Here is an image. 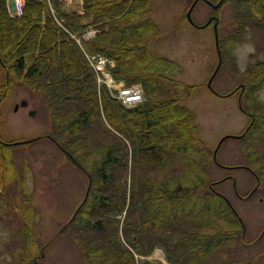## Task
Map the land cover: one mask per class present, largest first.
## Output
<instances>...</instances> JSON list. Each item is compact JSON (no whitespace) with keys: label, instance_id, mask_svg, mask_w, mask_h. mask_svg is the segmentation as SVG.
<instances>
[{"label":"trees","instance_id":"16d2710c","mask_svg":"<svg viewBox=\"0 0 264 264\" xmlns=\"http://www.w3.org/2000/svg\"><path fill=\"white\" fill-rule=\"evenodd\" d=\"M244 1H238L237 6ZM45 5L44 0H27L24 14L13 17L8 11V0H0V68L9 75V87L12 82H21L43 95L52 121L57 123L55 132L62 133L65 139L59 140L55 134L51 140L61 149L67 148L62 150L67 151L65 154L74 164L84 165L86 171L91 169L87 197L67 225L85 246L88 261L139 264L142 256L150 255L156 245H161L166 247L172 264H197L210 250L242 234L243 220L221 193L199 196L196 189L200 183L195 181L197 187H194L182 179L175 185L168 178L150 184L135 181L141 164L162 163L171 151L199 141L191 122L193 113L182 103L186 88L170 71L177 64L150 48L157 32L152 17L153 2L85 0L83 13H78L66 11L61 0H54L55 15L47 13ZM245 5L246 12H240L242 20L249 18L258 23L259 18L264 19V0ZM56 17L64 27L58 25ZM84 19L88 22L83 23ZM88 25L98 33L86 43V49L114 60L111 72L116 79L142 83L145 89L142 103L123 107L107 87H98L94 71L67 31L81 32ZM245 76L242 96L248 95L260 113L250 115L253 122L244 137L257 125L264 128V106L251 99L252 94L264 87V59L249 66ZM102 114L106 122L99 127ZM94 128L101 133L96 142L103 152L90 167L87 147L96 139ZM4 144L0 135V186L5 189L9 179L8 166L2 158ZM82 147H86L83 153L87 164L78 154ZM128 169L133 172L132 186ZM1 192L4 197V190ZM198 218L203 219L201 225L197 224ZM219 220L233 225L230 229L235 231H225L229 229L221 228ZM203 226L217 230L202 233ZM28 228L25 223L20 231L25 237L18 252L20 256L6 263L0 251V264H40L41 255L32 252L26 241L33 233ZM79 229L90 232L79 234ZM99 231L102 236L98 235ZM254 263L255 259L225 264Z\"/></svg>","mask_w":264,"mask_h":264},{"label":"rangeland","instance_id":"374dc122","mask_svg":"<svg viewBox=\"0 0 264 264\" xmlns=\"http://www.w3.org/2000/svg\"><path fill=\"white\" fill-rule=\"evenodd\" d=\"M44 1L48 9L45 11L51 12L54 0ZM61 1L66 11L83 13L85 0ZM151 1L157 32L150 48L177 64L170 71L186 88L182 103L193 113L194 121L191 122L198 132L200 142H193L189 147L183 146L179 151H171L162 163L141 164L135 174V181L138 183L142 180L150 184L168 178L170 182L173 181V185L179 179L186 182V185H193L196 181L200 183L196 189L197 195L206 196L214 192L226 196L244 222L242 234L238 233L229 243L210 250L197 264H225L227 261L252 259H255L254 264H264V128L257 125L244 138L235 137L251 122L249 115L259 114L260 109L252 105L248 95H240L241 89L231 94L240 84L246 83V69L264 59L263 16V20L259 18L258 23L249 18L242 20L240 12H246L245 3L250 5L256 0H245L240 7L237 2L243 0ZM194 1L189 19L188 11ZM51 13L55 15V11ZM211 14L215 16L219 44L215 41V26L214 29L213 25L198 27ZM57 22L62 24L60 19ZM87 22L83 20V23ZM88 26L83 31L91 35L96 28ZM81 32H74V36ZM95 54H99L105 64L109 62L106 55ZM107 64L108 70H111L115 61L111 60ZM106 69L105 72L110 74ZM214 74L211 84L213 89H210L208 82ZM112 76L109 75V78L119 86H139L145 94L142 83L130 84L113 79ZM8 77L0 68V96L9 84ZM8 89L7 98L0 107V132L5 141L2 158L4 165L8 166L9 179L5 189L0 186L1 257L8 263L20 256L18 254L25 238L20 231L26 223L29 233L30 229L33 232L26 241L32 252L41 255L40 264H91L85 256L82 241L75 237V231L67 225L83 203L92 182L88 175L91 171L89 166H92L91 163L99 154L102 156L103 149L96 142L101 133L94 128L96 139L87 147V166L90 170L86 171L84 165L78 166L68 159L65 155L67 151H63L67 148L62 150L50 140L56 134L57 123L51 120L43 95L21 82H12ZM257 92L252 94L251 99L264 106V87ZM111 93L126 108L134 107L145 99L129 105L118 98V90ZM23 100L28 101L27 106L20 105ZM17 104L19 109L16 111ZM32 110L34 115L31 114ZM105 122V115L102 114L99 127ZM47 133L49 137H45ZM61 134L57 133L55 137L65 140ZM40 135L43 136L37 140L36 137ZM226 136L229 137L215 152ZM82 149L78 154L87 164L83 153L86 147ZM128 150L131 153L130 144ZM243 166L257 171L259 178ZM129 168H132L131 163ZM132 178L133 172L128 169L130 186ZM194 187L197 185L194 184ZM1 190H4V197ZM232 219L236 227H239L237 219L233 216ZM202 223L203 219L198 218L197 224ZM219 223L221 228L229 229L225 231H235L230 229L234 228L233 225L225 220H219ZM201 230L202 233H214L217 229L203 226ZM87 232L90 230H77L79 234ZM101 234L99 231L98 235ZM154 249L150 255L142 256L139 264H172L167 258L165 246L156 245Z\"/></svg>","mask_w":264,"mask_h":264},{"label":"built area","instance_id":"2783aa9c","mask_svg":"<svg viewBox=\"0 0 264 264\" xmlns=\"http://www.w3.org/2000/svg\"><path fill=\"white\" fill-rule=\"evenodd\" d=\"M25 3L26 0H14L15 11L13 12V14L21 15L24 11ZM94 32H91L92 33L91 35L86 34L85 32L81 37H75V36L73 37H75L78 42H81L82 38L88 40L94 37L95 35ZM86 56L90 65L97 73L99 83H106L110 88H113L114 86V88L118 90V98L122 99L127 104L129 103V105L142 100L143 89L141 87L133 86V87H125L122 89L123 86L122 85L119 86L118 84H116L115 81L109 78L110 74L105 72L107 63L105 64V60L101 58V56L92 55V54H86ZM104 64L105 67L103 66Z\"/></svg>","mask_w":264,"mask_h":264},{"label":"flooded vegetation","instance_id":"af4514ba","mask_svg":"<svg viewBox=\"0 0 264 264\" xmlns=\"http://www.w3.org/2000/svg\"><path fill=\"white\" fill-rule=\"evenodd\" d=\"M215 16L213 15V14H211L209 17H208V19H207V21L206 22H209V26L210 25H213V29H214V26H215V23H216V21H215ZM216 28V27H215ZM214 30H216L217 31V28L216 29H214ZM230 37V36H229ZM230 38H233V37H230ZM219 39H218V41L216 40V43L217 44H219ZM221 44V43H220ZM246 84V83H245ZM245 84H240V86H239V88L238 89H241L240 90V93L242 94L243 93V91L245 90ZM8 88H5V90L3 91V93L1 94V96H0V107H1V104H2V102L7 98V93H8ZM18 109H19V107H18ZM253 122V121H252ZM251 122V123H252Z\"/></svg>","mask_w":264,"mask_h":264},{"label":"water","instance_id":"95a60500","mask_svg":"<svg viewBox=\"0 0 264 264\" xmlns=\"http://www.w3.org/2000/svg\"><path fill=\"white\" fill-rule=\"evenodd\" d=\"M194 5H195V3L192 5V7L190 8V11H189V19H191V16H190V12L192 11V9L194 8ZM219 65H220V63H219ZM219 67V66H218ZM217 70H218V68H217ZM217 70H216V72H217ZM216 72H215V74H216ZM215 74L212 76V78L209 80V83H208V85L211 87V83H212V80H213V77L215 76ZM28 104V102L26 101V100H24V101H22V103H21V105L22 106H26ZM18 107V106H17ZM17 107H16V109H17ZM32 114H34V112L32 111Z\"/></svg>","mask_w":264,"mask_h":264}]
</instances>
